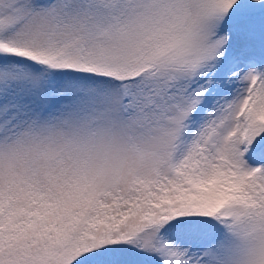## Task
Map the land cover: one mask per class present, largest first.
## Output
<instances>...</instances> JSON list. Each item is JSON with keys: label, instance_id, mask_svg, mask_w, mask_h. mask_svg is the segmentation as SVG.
Instances as JSON below:
<instances>
[{"label": "snow or ice", "instance_id": "snow-or-ice-1", "mask_svg": "<svg viewBox=\"0 0 264 264\" xmlns=\"http://www.w3.org/2000/svg\"><path fill=\"white\" fill-rule=\"evenodd\" d=\"M0 264H264V0H0Z\"/></svg>", "mask_w": 264, "mask_h": 264}]
</instances>
